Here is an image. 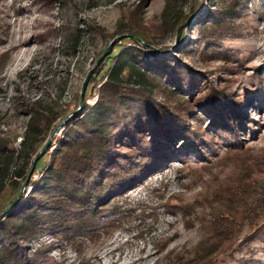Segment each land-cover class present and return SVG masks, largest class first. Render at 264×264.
<instances>
[{"label": "rangeland", "instance_id": "1", "mask_svg": "<svg viewBox=\"0 0 264 264\" xmlns=\"http://www.w3.org/2000/svg\"><path fill=\"white\" fill-rule=\"evenodd\" d=\"M139 1L0 0V133L11 136L18 146L29 119V105L38 98L61 113L46 139L51 138L49 153L45 150L39 156L30 179L42 176L44 165L64 136L68 120L60 122L82 110L84 98L89 106L99 99L106 78L96 85L90 82V76L111 48L116 55L133 45L149 61L158 58L162 63L159 68L168 71L178 59L201 78L200 72L219 69L217 61L203 59L204 42L213 39L212 35L199 45L196 42L202 38L200 22L210 6L218 10L231 0H179L190 16L164 34L148 35L150 46L142 38L140 44L121 39L118 33ZM233 1L236 7L227 16L242 28L218 40L228 52H237L245 60V69L234 85L237 93H245L248 102L242 109L249 123L237 126V136L255 149H264V0ZM166 5L167 0H148L143 11L145 21L162 22ZM256 66L263 68L257 70ZM85 80L89 84L82 94ZM155 93L156 99L162 100L160 87ZM217 111L199 112L203 127L212 137L201 140L200 145L183 146L181 150L178 145L183 139L178 138L176 143L160 135L168 144L163 149L172 156L118 198L121 209L109 215L111 221L104 228L72 236L60 229H47L32 239L29 252L35 264H172L176 254L192 255L208 234L203 217L210 210L211 191L234 171L233 163L223 157L228 143L227 136L216 128L220 126L215 121ZM31 188L32 184L26 187V194ZM16 194L15 189L7 187L0 197V212ZM216 264H264V236L243 242L233 253L220 256Z\"/></svg>", "mask_w": 264, "mask_h": 264}, {"label": "trees", "instance_id": "2", "mask_svg": "<svg viewBox=\"0 0 264 264\" xmlns=\"http://www.w3.org/2000/svg\"><path fill=\"white\" fill-rule=\"evenodd\" d=\"M147 1L135 4L120 24L121 39L140 44L139 37L150 46L148 35L164 34L190 16L179 0H167L162 22L148 23L143 15ZM236 4L231 0L218 10L211 5L200 22L202 38L196 44L212 35L213 39L204 42L203 59L220 65L214 72H200L203 78L178 59L172 70L160 69L158 58L149 61L133 45L116 55L111 48L100 58L90 76L96 85L106 78L99 99L89 106L84 98L83 109L66 122V132L42 176L30 179L31 190L26 194L25 188L12 209L0 217V264H35L29 243L47 229L72 236L104 228L111 221L109 215L121 209L118 198L172 156L163 149L168 144L160 135L176 143L183 139L178 145L181 150L212 138L199 116L205 109L220 110L215 113L220 124L216 128L227 136L223 157L233 163L234 171L211 191L210 210L203 217L208 234L192 255L176 254L172 264H216L220 256L233 253L243 242L264 236V149H255L237 136V126L249 123L242 109L248 102L245 93H237L234 85L245 69V60L237 52H228L218 40L242 28L227 16ZM76 36L79 41L81 35ZM158 87L162 100L155 97ZM28 112L18 146L11 136L0 133V197L8 186L19 194L35 155L61 118L41 98L29 105Z\"/></svg>", "mask_w": 264, "mask_h": 264}, {"label": "water", "instance_id": "3", "mask_svg": "<svg viewBox=\"0 0 264 264\" xmlns=\"http://www.w3.org/2000/svg\"><path fill=\"white\" fill-rule=\"evenodd\" d=\"M138 40H139V41H142L141 38H139V37H138ZM143 44H145V42H143ZM101 56H102V55H101ZM86 84H87V80H85L84 83H83L82 94H83V92H84V90H85ZM81 100H82V96H81ZM68 118H69V116H66V117L60 122V124H64V123L68 120ZM53 135H54V133L52 134V136H53ZM50 141H51V138L48 139V140L46 141V143L44 144V146L41 148V150H40V151L38 152V154L36 155V158H35V160H34L32 166H31V169H30V171H29V174H28L27 178L25 179V181H24V183H23V185H22V188H21L19 194H18L17 197H16V198L10 203L9 206H7L2 212H0V217L5 216V215H6V214L12 209V207L15 205V203H17L19 197L21 196V194L23 193V191H24L25 188L27 187L28 182H29V180H30V178H31V176H32V174H33V169H34V165H35V162H36L37 158H38L40 155H42V154L44 153V151H45V150L47 149V147L49 146Z\"/></svg>", "mask_w": 264, "mask_h": 264}]
</instances>
